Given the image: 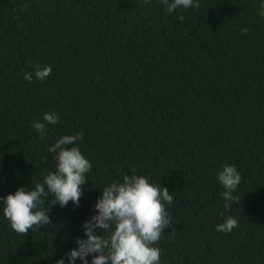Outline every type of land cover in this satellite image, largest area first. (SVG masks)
Listing matches in <instances>:
<instances>
[{"label":"trees","instance_id":"obj_1","mask_svg":"<svg viewBox=\"0 0 264 264\" xmlns=\"http://www.w3.org/2000/svg\"><path fill=\"white\" fill-rule=\"evenodd\" d=\"M198 2L0 0V196L54 171L64 135L84 133L73 146L92 165L79 207L52 206L36 232L16 234L0 206V264H68L101 189L132 167L174 193L160 264H264V0ZM29 61L50 76L26 81ZM45 112L59 122L41 140ZM222 165L242 177L227 212ZM229 215L239 226L217 232Z\"/></svg>","mask_w":264,"mask_h":264},{"label":"clouds","instance_id":"obj_2","mask_svg":"<svg viewBox=\"0 0 264 264\" xmlns=\"http://www.w3.org/2000/svg\"><path fill=\"white\" fill-rule=\"evenodd\" d=\"M158 2L165 6L164 11L167 13L200 7L198 0ZM30 6V3L25 2L19 10H27ZM257 14L264 19V2L260 3ZM178 19L181 23L184 21L183 16ZM241 31L247 34L249 29L244 27ZM31 66L33 70L23 74L28 82H32L34 77L44 81L52 71L50 65L41 67L39 62ZM42 119L43 122L33 121L31 127L44 140L48 132L47 125L57 124L59 116L55 112H45ZM83 135L82 131L64 135L48 148L49 152L55 153V170L48 172L34 188L19 187L6 197L0 196L3 216L16 234L25 236L30 230L36 232L51 224L48 212L52 206L58 204L63 208L71 201L79 207L83 186L88 181L87 174L92 169L90 161L79 147L73 146ZM136 171L134 167L130 168L132 175H125L122 182L114 180L101 189L102 196L94 205L96 214L82 225L86 239H76L78 247L66 254L68 264H75L76 259L82 264H89V256L92 257L91 264H160L161 249L153 245L173 225L166 206L173 205L174 193L161 184L149 183L145 176L136 175ZM216 179L224 189L221 193L225 201L224 210L229 211L233 203L241 204V198L233 195L242 180L237 168L222 165ZM49 195L52 196L51 200H48ZM46 202L49 207H45ZM238 226L237 219L229 215L223 223L216 225V231L229 234ZM96 229H100L103 235H97ZM56 264H65V261L61 258Z\"/></svg>","mask_w":264,"mask_h":264}]
</instances>
